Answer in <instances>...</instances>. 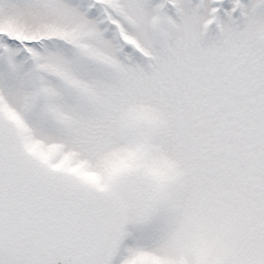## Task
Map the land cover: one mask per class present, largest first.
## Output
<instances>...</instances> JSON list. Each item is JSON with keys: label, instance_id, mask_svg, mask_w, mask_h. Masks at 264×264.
I'll list each match as a JSON object with an SVG mask.
<instances>
[{"label": "snow or ice", "instance_id": "6c2138e0", "mask_svg": "<svg viewBox=\"0 0 264 264\" xmlns=\"http://www.w3.org/2000/svg\"><path fill=\"white\" fill-rule=\"evenodd\" d=\"M0 264H264V0H0Z\"/></svg>", "mask_w": 264, "mask_h": 264}]
</instances>
